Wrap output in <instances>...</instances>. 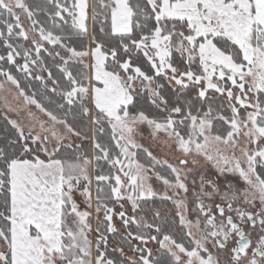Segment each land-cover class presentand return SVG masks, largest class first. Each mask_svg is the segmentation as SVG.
I'll return each mask as SVG.
<instances>
[{
  "label": "snow or ice",
  "instance_id": "snow-or-ice-1",
  "mask_svg": "<svg viewBox=\"0 0 264 264\" xmlns=\"http://www.w3.org/2000/svg\"><path fill=\"white\" fill-rule=\"evenodd\" d=\"M0 50V264H264V0H0Z\"/></svg>",
  "mask_w": 264,
  "mask_h": 264
},
{
  "label": "rangeland",
  "instance_id": "rangeland-1",
  "mask_svg": "<svg viewBox=\"0 0 264 264\" xmlns=\"http://www.w3.org/2000/svg\"><path fill=\"white\" fill-rule=\"evenodd\" d=\"M5 100H7V103L16 106L19 102L15 99L14 93L12 92H4L0 91V110L4 112L5 110ZM145 147H149V150L153 151L154 154H157L161 157L164 156V148L163 145L159 144L156 141H152L149 139H144L141 141Z\"/></svg>",
  "mask_w": 264,
  "mask_h": 264
},
{
  "label": "trees",
  "instance_id": "trees-1",
  "mask_svg": "<svg viewBox=\"0 0 264 264\" xmlns=\"http://www.w3.org/2000/svg\"><path fill=\"white\" fill-rule=\"evenodd\" d=\"M0 51H2V50H0ZM36 86H37V82H33V87H36ZM3 113L4 112L2 110H0V117H2ZM2 125H3V120L0 119V127H2Z\"/></svg>",
  "mask_w": 264,
  "mask_h": 264
}]
</instances>
